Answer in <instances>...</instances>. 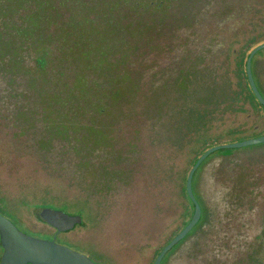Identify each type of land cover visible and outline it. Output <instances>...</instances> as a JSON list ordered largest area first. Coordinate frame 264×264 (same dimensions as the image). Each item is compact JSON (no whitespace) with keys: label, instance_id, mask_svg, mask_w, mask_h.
Masks as SVG:
<instances>
[{"label":"rangeland","instance_id":"obj_1","mask_svg":"<svg viewBox=\"0 0 264 264\" xmlns=\"http://www.w3.org/2000/svg\"><path fill=\"white\" fill-rule=\"evenodd\" d=\"M164 16L123 66L136 89L101 116L113 126L110 144L97 151L76 152L67 140L50 139L39 115L18 114L15 105L34 112L42 105L20 97L25 79L13 84L0 68V213L21 231L55 238L98 264H154L190 217L193 159L208 146L264 136V108L244 73L245 49L264 43V0H173ZM196 58L199 77L179 84L181 68ZM26 60L37 67L35 53ZM75 67L63 83L74 82ZM252 68L264 95V49ZM91 115L80 118L89 124ZM108 172L117 177L106 187ZM196 191L202 221L160 264H264V142L211 154L197 171ZM42 204L84 223L52 237L37 218Z\"/></svg>","mask_w":264,"mask_h":264},{"label":"trees","instance_id":"obj_2","mask_svg":"<svg viewBox=\"0 0 264 264\" xmlns=\"http://www.w3.org/2000/svg\"><path fill=\"white\" fill-rule=\"evenodd\" d=\"M171 2L173 0H0L1 71L13 84L21 78L25 79L27 90L21 91L19 96L25 99L36 96V102L42 105V112H34L30 105H15L17 113L39 115L38 120L34 119L44 121L50 139H65L76 152L108 147L113 122L108 124L100 118L108 114L110 107L129 99L134 93L137 82L130 80L123 66L136 55L142 45L141 37L155 29L156 22L165 19ZM154 9L164 15L158 17ZM63 11L68 13L64 20L61 19ZM53 25L57 30L50 32ZM248 48L245 49V52L248 51L246 60L252 51ZM34 53L36 68L29 66L26 60L27 54L31 56ZM201 63V58H196L190 60L187 68H181L182 80L179 84L186 85L191 78L199 77L197 66ZM73 64L76 65L74 82L63 83L64 75L71 71ZM244 73L253 98L264 108L250 87L246 70ZM89 113L92 115L88 124L80 117ZM51 128H55L57 136L52 134ZM90 131L95 134L91 136ZM209 148L206 147L193 159L191 167ZM198 169L193 176V190L204 209L196 191ZM116 177V173L108 172L104 176L106 187ZM185 195L189 201L187 213L190 217L184 227L195 211V204L186 187ZM202 218L186 236L198 228ZM178 233L157 251L156 257Z\"/></svg>","mask_w":264,"mask_h":264},{"label":"water","instance_id":"obj_3","mask_svg":"<svg viewBox=\"0 0 264 264\" xmlns=\"http://www.w3.org/2000/svg\"><path fill=\"white\" fill-rule=\"evenodd\" d=\"M264 49V43L255 47L246 63V72L250 87L256 98L264 105V96L257 86L252 69V59L257 52ZM264 142V136L234 142L230 144H220L209 148L204 152L195 165L192 167L186 182V188L189 197L195 204V211L190 222L181 230L160 252L154 261V264H160L166 253L182 240L199 222L202 216V208L198 202L193 190V176L201 163L213 152L225 148L244 147L250 144ZM41 219L50 225L56 227L58 231L73 229L75 225L82 222L81 215H71L67 212L54 209L44 208L41 211ZM0 241L3 247L1 264H98L88 255L60 244L54 239L46 240L31 236L21 231L13 221L0 213Z\"/></svg>","mask_w":264,"mask_h":264},{"label":"flooded vegetation","instance_id":"obj_4","mask_svg":"<svg viewBox=\"0 0 264 264\" xmlns=\"http://www.w3.org/2000/svg\"><path fill=\"white\" fill-rule=\"evenodd\" d=\"M252 69H253V68H252ZM44 208H54V209H59V208H57L56 206L54 207V206H52V205H43V204H42V206H40V213H39V216H37V218H38L43 224L49 226L50 228H52V229L54 230V233H51V234L53 235L52 237H54V236L57 237V236H59L61 233H64V232H65V233H69V232L75 230L77 226L82 225V224L84 223L83 220H82V222H81L80 224L75 225V227H74L73 229L66 230V231H58V229H57L56 227L50 225L49 223H47V222H45V221H43V220L41 219V211H42ZM60 210H61V209H60ZM73 215H77V214H73ZM81 216H82V215H81ZM82 218H83V217H82ZM52 239H54V240L56 241L55 238H52ZM52 239H50V240H52ZM56 242H57V241H56ZM0 246L2 247L1 241H0ZM3 252H4V250H3V247H2V253L0 254V264H1V258H2ZM156 258H157V257H156Z\"/></svg>","mask_w":264,"mask_h":264}]
</instances>
